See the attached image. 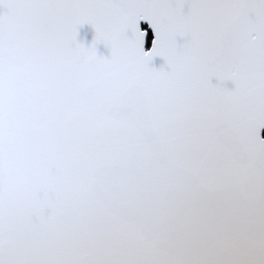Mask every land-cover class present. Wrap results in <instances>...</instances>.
I'll return each instance as SVG.
<instances>
[{"label": "snow or ice", "instance_id": "snow-or-ice-1", "mask_svg": "<svg viewBox=\"0 0 264 264\" xmlns=\"http://www.w3.org/2000/svg\"><path fill=\"white\" fill-rule=\"evenodd\" d=\"M261 128L264 0H0V264H264Z\"/></svg>", "mask_w": 264, "mask_h": 264}, {"label": "water", "instance_id": "water-1", "mask_svg": "<svg viewBox=\"0 0 264 264\" xmlns=\"http://www.w3.org/2000/svg\"><path fill=\"white\" fill-rule=\"evenodd\" d=\"M138 27L140 30L148 29V33H149V35H151V29L148 27L147 21H144V20L138 21ZM129 35H130V33H129ZM93 36H94V31L89 24H83L77 28L76 39L78 42H82L85 45H87L88 43H90L92 41ZM177 41L179 42L180 38H177ZM95 47H96V51H97L98 55H104V56L108 55V49L102 43L96 44ZM149 48H150V43H145L144 50L147 51ZM149 67L155 68V69H160L163 67L165 71L167 70V67L164 64L163 59L159 56H153L150 59ZM211 82L216 83L214 78ZM223 86L226 88H231L232 84L230 81H225V82H223ZM263 134H264V128H261V130H260L261 138H264Z\"/></svg>", "mask_w": 264, "mask_h": 264}, {"label": "flooded vegetation", "instance_id": "flooded-vegetation-1", "mask_svg": "<svg viewBox=\"0 0 264 264\" xmlns=\"http://www.w3.org/2000/svg\"><path fill=\"white\" fill-rule=\"evenodd\" d=\"M151 37V35H149Z\"/></svg>", "mask_w": 264, "mask_h": 264}, {"label": "trees", "instance_id": "trees-1", "mask_svg": "<svg viewBox=\"0 0 264 264\" xmlns=\"http://www.w3.org/2000/svg\"><path fill=\"white\" fill-rule=\"evenodd\" d=\"M263 136H264V134H263Z\"/></svg>", "mask_w": 264, "mask_h": 264}]
</instances>
